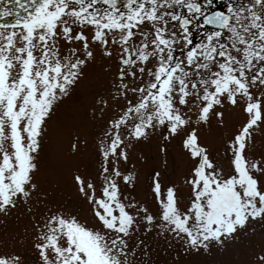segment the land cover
Segmentation results:
<instances>
[{
  "label": "snow or ice",
  "instance_id": "snow-or-ice-1",
  "mask_svg": "<svg viewBox=\"0 0 264 264\" xmlns=\"http://www.w3.org/2000/svg\"><path fill=\"white\" fill-rule=\"evenodd\" d=\"M15 3L0 11L15 17L0 24V217L24 209L28 248L0 240V264H145L153 233L179 261L264 230V0L211 15L197 0ZM201 17L213 30L194 44ZM98 61L107 81L85 106ZM69 102L90 110L98 166L72 162L90 146L80 121L52 171L49 123Z\"/></svg>",
  "mask_w": 264,
  "mask_h": 264
},
{
  "label": "rangeland",
  "instance_id": "rangeland-1",
  "mask_svg": "<svg viewBox=\"0 0 264 264\" xmlns=\"http://www.w3.org/2000/svg\"><path fill=\"white\" fill-rule=\"evenodd\" d=\"M207 4V0H202ZM233 0H212V5H220L227 10L229 4ZM180 11V9H177ZM184 14V10H183ZM194 44L199 43L202 38V33L209 30L199 27V25L190 29ZM91 34V33H89ZM107 81V74L103 62H97L95 67L90 70V76L79 89V96L82 103L87 106L91 102V93L94 90L102 87ZM83 121L87 126V131L82 132V136H86L89 140V148L80 156L76 157L72 162L79 164L81 167L95 168L98 166V161L94 155V148L91 146L94 136V123L90 119V110L86 114L85 108L77 109L69 102L64 108L58 111L57 115L49 123V144H48V159L47 166L50 170L56 171L65 163L66 149L69 147L70 141L74 138L69 134L66 125ZM259 140V138H258ZM257 149H264V144L258 142ZM145 152H148L153 157V165L157 168L162 167L161 154L158 152L156 142L154 141L150 148L146 147ZM182 169L183 165L179 164ZM171 171V170H170ZM179 173L174 179H177ZM146 177L141 176L140 187L133 192V195L143 196V185ZM167 182V177H165ZM27 223V213L22 208L19 213L13 212L10 217H0V240L8 241L9 244L15 243L17 251L27 255V242H21L23 227ZM256 233L248 237L242 238L241 242L230 247L226 252L214 251L212 256H190L180 257V260L175 259L177 249L170 246L163 238L157 237L154 233L149 234L147 242L151 245L149 258L145 259V264H249L251 253L257 250V245L264 244V230L259 225L256 226Z\"/></svg>",
  "mask_w": 264,
  "mask_h": 264
},
{
  "label": "water",
  "instance_id": "water-1",
  "mask_svg": "<svg viewBox=\"0 0 264 264\" xmlns=\"http://www.w3.org/2000/svg\"><path fill=\"white\" fill-rule=\"evenodd\" d=\"M23 3L27 4V0H22ZM5 8L9 10H19L18 6L15 3V0H0V11H3ZM21 11V15H25L26 13ZM15 17L14 16H9V17H0V23L1 24H9L14 22Z\"/></svg>",
  "mask_w": 264,
  "mask_h": 264
},
{
  "label": "flooded vegetation",
  "instance_id": "flooded-vegetation-1",
  "mask_svg": "<svg viewBox=\"0 0 264 264\" xmlns=\"http://www.w3.org/2000/svg\"><path fill=\"white\" fill-rule=\"evenodd\" d=\"M198 2H200L202 9L204 10L205 14H208L209 12L216 10V9H225L224 7H221L220 5H208L205 2H203L202 0H197ZM187 12V10H185ZM188 15V13L186 14ZM199 21L196 20L195 24H198Z\"/></svg>",
  "mask_w": 264,
  "mask_h": 264
}]
</instances>
